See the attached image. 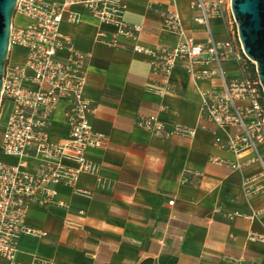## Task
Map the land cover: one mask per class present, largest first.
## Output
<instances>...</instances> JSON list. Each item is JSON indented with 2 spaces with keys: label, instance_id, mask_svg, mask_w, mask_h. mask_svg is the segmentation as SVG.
Listing matches in <instances>:
<instances>
[{
  "label": "crops",
  "instance_id": "crops-1",
  "mask_svg": "<svg viewBox=\"0 0 264 264\" xmlns=\"http://www.w3.org/2000/svg\"><path fill=\"white\" fill-rule=\"evenodd\" d=\"M192 1L122 0L124 18L143 27L142 44L175 47L180 36L164 28L163 12L178 10L187 33L204 41L207 30L194 21ZM17 21L27 23L23 17ZM211 25L218 40L227 38L221 19ZM62 28L91 53L90 117L108 139L104 147L87 150L96 171L81 174L80 192L56 187L66 205L30 206L28 226L47 235L22 234L17 261L31 264L39 256L56 264H139L149 258L154 264H264V240L252 236H264V191L248 196L245 189V180L260 175L261 165L247 163L253 156L249 151L236 154L217 146L216 135L225 134L202 114L200 91L217 89L219 78L196 80L180 64L169 78L173 91L160 94L164 79L152 73L146 56L133 51L134 40L120 38L119 46L98 43L99 23L86 13L81 23L64 22ZM17 47L24 53L16 60ZM26 56V48L15 46L9 61L23 63ZM227 67L230 77L237 75L235 62ZM67 106L62 100L55 112L54 141L69 135ZM153 113L196 133L155 136L139 125L141 117ZM7 114L5 108L0 139ZM4 161L15 160L4 155ZM235 162L243 168L234 170L230 164ZM263 183L260 177L255 187ZM0 264L12 263L0 257Z\"/></svg>",
  "mask_w": 264,
  "mask_h": 264
},
{
  "label": "built area",
  "instance_id": "built-area-1",
  "mask_svg": "<svg viewBox=\"0 0 264 264\" xmlns=\"http://www.w3.org/2000/svg\"><path fill=\"white\" fill-rule=\"evenodd\" d=\"M191 7L194 21L207 30L204 41L187 33L178 10H167L163 12L164 28L178 34L180 42L175 47H150L139 42L143 27L125 20L122 0H18L11 50L24 47L27 56L23 63L8 61L2 89L0 116L5 108L8 114L0 152L15 161L0 159V257L20 264L17 254L21 235H47L28 226L30 206L66 205L59 200L56 187L77 189L82 173L96 171L87 150L107 143L106 134L96 130L91 121L93 106L86 96L91 53L78 48L62 28L64 22L81 23L84 13L99 23L98 43L119 46L120 38L135 41L133 51L146 56L152 73L164 79L160 94L173 91L169 78L180 64L196 80L218 77L217 89L200 91L202 114L225 134L216 135L217 146L236 154L249 151L253 156L247 163L261 165L260 175L245 180L247 195L264 191V183L255 187L260 177L264 180V90L250 71L253 61L240 42L232 0H193ZM19 17L27 23H18ZM214 18L224 24L227 38L223 41L213 33ZM230 61L237 65L234 77H230L227 67ZM62 100L68 102L66 120L70 132L64 140L54 141L50 131ZM139 125L160 138L196 133V128L168 125L157 113L141 117ZM230 165L241 170L244 163ZM252 236L264 240V236ZM31 264L56 262L37 256Z\"/></svg>",
  "mask_w": 264,
  "mask_h": 264
},
{
  "label": "water",
  "instance_id": "water-1",
  "mask_svg": "<svg viewBox=\"0 0 264 264\" xmlns=\"http://www.w3.org/2000/svg\"><path fill=\"white\" fill-rule=\"evenodd\" d=\"M18 0H0V110ZM240 42L264 90V0H232Z\"/></svg>",
  "mask_w": 264,
  "mask_h": 264
},
{
  "label": "trees",
  "instance_id": "trees-1",
  "mask_svg": "<svg viewBox=\"0 0 264 264\" xmlns=\"http://www.w3.org/2000/svg\"><path fill=\"white\" fill-rule=\"evenodd\" d=\"M250 71L252 72L253 76L257 78V73H256V68L255 65L253 63H250ZM139 264H154V260L153 259H145L143 261H141Z\"/></svg>",
  "mask_w": 264,
  "mask_h": 264
},
{
  "label": "rangeland",
  "instance_id": "rangeland-1",
  "mask_svg": "<svg viewBox=\"0 0 264 264\" xmlns=\"http://www.w3.org/2000/svg\"><path fill=\"white\" fill-rule=\"evenodd\" d=\"M23 49L17 47L13 50V56L14 58L17 60V59H20V57H22L23 55ZM1 158L4 160V155L1 154Z\"/></svg>",
  "mask_w": 264,
  "mask_h": 264
}]
</instances>
